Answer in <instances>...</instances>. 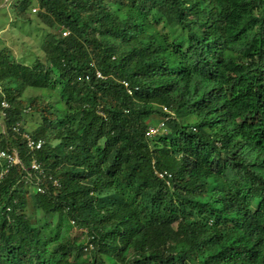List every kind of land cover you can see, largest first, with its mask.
Returning <instances> with one entry per match:
<instances>
[{
  "label": "trees",
  "instance_id": "1",
  "mask_svg": "<svg viewBox=\"0 0 264 264\" xmlns=\"http://www.w3.org/2000/svg\"><path fill=\"white\" fill-rule=\"evenodd\" d=\"M12 10L70 35H49L46 63L0 49V148L23 165L0 184V264H264V0Z\"/></svg>",
  "mask_w": 264,
  "mask_h": 264
},
{
  "label": "rangeland",
  "instance_id": "2",
  "mask_svg": "<svg viewBox=\"0 0 264 264\" xmlns=\"http://www.w3.org/2000/svg\"><path fill=\"white\" fill-rule=\"evenodd\" d=\"M15 13L16 10H12L7 2L4 5L3 3L0 4V49L3 46L8 47L14 56L15 62L32 65L36 59H40L46 63L45 41L52 34L56 37L60 35L63 37L62 30L66 28H59L56 25L51 28L44 22H38L36 14L31 15V19L33 20L31 22L16 19ZM43 93L45 91L28 89L24 94V98L28 99ZM26 120L27 128L30 131L36 129L42 121L39 116L33 115L30 112H26ZM2 125L3 123L0 120V126ZM32 190L35 191L33 188ZM28 204L29 212L33 213L31 199H29ZM72 236L80 241H87V236L78 228H73ZM88 259L89 257L85 256L84 260Z\"/></svg>",
  "mask_w": 264,
  "mask_h": 264
},
{
  "label": "built area",
  "instance_id": "3",
  "mask_svg": "<svg viewBox=\"0 0 264 264\" xmlns=\"http://www.w3.org/2000/svg\"><path fill=\"white\" fill-rule=\"evenodd\" d=\"M18 1H20V0H5V2H8V3H13V2H18ZM39 10L40 9L35 6L32 9V13L36 14L39 12ZM62 35H63V37H68L70 35V31L63 30ZM98 77H102L100 73H98ZM124 85L127 88L129 87L128 83L124 82ZM128 91L131 95L133 94V91L131 89H129ZM2 107H3V109H6L9 107V105L6 101H2ZM163 109L165 112L171 113L168 108L164 107ZM169 119H170V117H165V118L161 119L157 124L150 126L149 135L151 137H153V136H156L160 133L167 132V124L166 123ZM14 131L19 132V128L15 127ZM23 136L25 137L26 146L31 151H36V150H39L42 148L43 140H41V139L35 140L30 135H27V134L23 135ZM16 164H21L18 152L17 151L10 152V151L3 150L0 148V183H2L5 176L10 172L11 167H13ZM31 168L36 172H40V173L43 172L41 170V165L39 163H37L36 161H32ZM158 176L161 179H165V180L171 177V175L168 174L167 172H163V173L160 172V173H158ZM37 189L39 192L44 193L43 187L37 186Z\"/></svg>",
  "mask_w": 264,
  "mask_h": 264
},
{
  "label": "clouds",
  "instance_id": "4",
  "mask_svg": "<svg viewBox=\"0 0 264 264\" xmlns=\"http://www.w3.org/2000/svg\"><path fill=\"white\" fill-rule=\"evenodd\" d=\"M3 5L5 4V0H3ZM8 3V2H7ZM13 3H15V2H13ZM13 3H8V5H10V7L12 8V5H13ZM38 7L39 9H40V7L37 5V4H35L33 7ZM33 7H32V9H33ZM32 9H31V12H32ZM41 10V9H40ZM40 10H39V12H40ZM38 12V13H39ZM38 13H36V14H38ZM33 14V13H32ZM64 30H66V29H64ZM69 31V30H68ZM62 32H63V30H62ZM9 105V104H8ZM1 107H2V102H1ZM3 108V107H2ZM9 108V107H8ZM8 108H6V109H8ZM6 109H3V111H1L0 112V115H5V112H4V110H6ZM163 111H164V109H163ZM3 115V116H4ZM162 119V118H161ZM157 122H159V121H157ZM157 124V123H156ZM167 132H168V130H167ZM167 132H163V133H160V134H164V133H167ZM159 135V134H158ZM157 136V135H156ZM40 150V149H39ZM37 151V150H36ZM19 155V154H18ZM20 158V157H19ZM21 161V160H20ZM32 161H36V160H32ZM32 161L30 162V164H29V166H30V169L32 170V171H34L32 168H31V163H32ZM37 162V161H36ZM37 163H39V162H37ZM40 165H41V163H39ZM21 165H22V163H21ZM23 166V165H22ZM42 166V165H41ZM41 170H42V167H41ZM43 171V170H42ZM34 172H36V171H34ZM37 173V175L40 177L41 175H43L44 174V172H42V173H40V172H36ZM9 174V173H8ZM7 174V175H8ZM6 175V176H7ZM5 176V177H6ZM39 180V179H38ZM3 182V181H2ZM38 183V182H37ZM37 183H36V186H34V190L37 192V193H41V192H39L38 191V189H37V186H39V184L37 185ZM1 184V183H0ZM55 184H57L56 182H55ZM92 238V240L94 239V237H91ZM88 248H94V244L93 243H90V245H89V247Z\"/></svg>",
  "mask_w": 264,
  "mask_h": 264
}]
</instances>
